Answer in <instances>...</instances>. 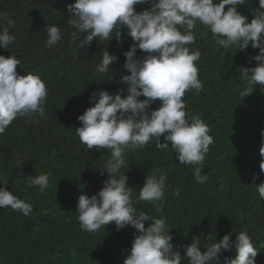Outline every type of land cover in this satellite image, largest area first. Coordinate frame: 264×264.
<instances>
[{
    "label": "trees",
    "instance_id": "16d2710c",
    "mask_svg": "<svg viewBox=\"0 0 264 264\" xmlns=\"http://www.w3.org/2000/svg\"><path fill=\"white\" fill-rule=\"evenodd\" d=\"M216 2V0H214ZM75 0H0V28L11 19L16 36L14 45L0 48V55H13L21 63L17 73L39 76L46 84L45 119L37 122L27 117L15 119L0 135V177L8 185H0L15 196L30 202L32 212L25 216L10 208H0V264H123L131 249L135 229L131 226L117 231L114 223L95 233L81 230L76 213L81 194L91 197L103 187L107 173L100 175L102 166L110 157L106 149L87 150L76 135L81 124L78 116L94 106L89 101L93 92L106 90L117 93L125 87L118 83L123 75L124 52L134 41L121 30L120 41L94 39L86 44L85 35L73 38L75 29L67 23L68 4ZM148 4L135 6L140 12ZM259 8V0H246L237 6L249 22ZM227 9V6H226ZM57 25L61 40L52 48L44 46L47 39L45 25ZM184 32V29H180ZM195 44L190 51L199 50L196 61L203 89L190 90L183 99L186 110L198 115L208 125L214 143L205 156L202 175L205 184L197 183L192 165H181L171 150L156 148L152 139L144 148L125 153V166L120 174L128 176L132 187L134 207L165 218L173 237V251L184 254L183 246L200 238L201 247L218 243L225 234L234 241L236 234L246 232L259 252L256 264H264V201L259 199L256 186L264 182L261 172V130H264V86H254L250 96L242 97L245 81L241 67H255L254 57L259 49L251 42L244 51L236 46L227 49L218 46L212 34L203 25L193 30ZM207 32V35L204 33ZM115 33H113L114 35ZM117 60L109 65L107 73H97L95 65L102 60L104 50ZM145 53L137 50L136 58ZM126 94V93H125ZM139 99H144L140 97ZM160 101L151 105L157 109ZM164 142L163 136L160 138ZM17 162H24L17 167ZM167 174L163 207L138 201L139 187L145 177ZM50 174V188L40 192L28 187V176ZM259 176L253 184V176ZM223 184V190L221 185ZM179 189V196L175 195ZM150 221L145 222L147 228ZM235 250L222 251L219 264L225 258H234ZM182 264H188L184 258ZM215 264V261L211 262Z\"/></svg>",
    "mask_w": 264,
    "mask_h": 264
},
{
    "label": "clouds",
    "instance_id": "9594fccd",
    "mask_svg": "<svg viewBox=\"0 0 264 264\" xmlns=\"http://www.w3.org/2000/svg\"><path fill=\"white\" fill-rule=\"evenodd\" d=\"M142 4L149 7L137 12L135 6ZM245 4L246 0H75L66 6L67 23L75 29L74 39L78 34H86V44L97 38L111 41L113 36L119 42L121 30L126 28L127 35L134 41L123 53L126 58L123 67L130 74L123 75L118 83L125 87L115 94L106 90L93 92L89 101L94 106L78 116L81 126L76 128V135L87 150L95 147L111 153L104 164L98 166L101 176L107 173L101 190L91 197L81 194L78 198L76 213L80 228L86 233H95L110 223L115 224L117 231L133 227L136 231L132 246L130 250H123L127 252L123 264H182L184 258L188 264H211L213 261L219 264L222 251H232L233 247L235 256L226 257L225 264H256L259 252L252 238L243 231L236 234L234 241L230 240V234H225L218 243L215 240L202 248L200 238H194L189 245L183 246V255L173 251V237L166 219L137 210L128 176L120 174L125 166V153L142 149L155 139L156 148L165 151L170 149L171 142V150L179 164L195 166L193 175L197 183L208 181V176L201 173L214 139L209 135L208 125L186 110L185 93L190 90L199 93L203 89L195 63L200 59V51H190L187 45L195 44L193 30L197 25L210 31L215 43L225 49L236 46L244 51L251 42L253 49H259L251 57L257 66L241 67L246 83L240 92L242 97L250 96L255 85L264 86V0H259V8L253 11L254 18L250 22L237 10V6ZM0 20H3L2 14ZM13 27L14 22L9 19L7 27L0 28V48L8 49L15 44L16 36L10 33ZM44 27L47 33L44 46L52 48L61 40V30L55 24ZM138 49L145 53L142 59L136 58ZM116 60L106 48L95 71L109 72V65ZM20 63L13 55H0V135L17 118L27 117L33 122H37V115L47 118L46 84L31 73L19 75L16 69ZM157 100L160 106L151 109ZM261 137L260 155L264 158V130H261ZM23 163L17 162V167ZM260 169L264 172V159ZM49 176H28V187L36 186L40 192L46 191L50 188ZM256 179L258 175L253 176V184ZM166 181V173H150L139 187L136 199L162 208ZM0 185H8V181L0 177ZM255 186L259 199L264 201V182ZM223 187L222 184L221 190ZM174 194L179 196V189ZM0 208H10L25 216L33 210L30 202L18 198L5 187H0ZM146 221H150L147 228Z\"/></svg>",
    "mask_w": 264,
    "mask_h": 264
}]
</instances>
